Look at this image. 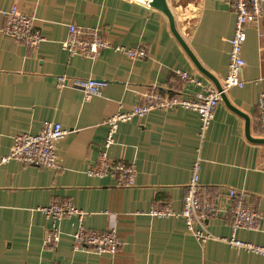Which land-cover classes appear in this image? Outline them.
Instances as JSON below:
<instances>
[{
  "label": "crops",
  "instance_id": "0c3cea01",
  "mask_svg": "<svg viewBox=\"0 0 264 264\" xmlns=\"http://www.w3.org/2000/svg\"><path fill=\"white\" fill-rule=\"evenodd\" d=\"M176 26L200 64L222 82L228 74L230 39L236 14L222 0H167ZM18 6L35 17L44 41L37 51L0 33V264H264V254L238 250L221 238L232 236L229 213L233 188L261 214L257 230L237 233L241 240L264 247V145L250 142L245 119L224 102L201 135L197 112L188 109L155 111L121 123L108 149L114 160L134 163L133 187L119 186L110 177H94L107 137L106 121L130 111L139 93L155 87L189 97L202 86L181 82L183 70L214 86L184 51L160 10L133 0H0L1 11ZM101 29L114 44L145 47L149 56L131 60L112 49L93 61L69 55L63 48L68 25ZM243 47V87L227 97L250 118L251 133L260 137L258 101L264 92V5L258 26H249ZM68 81L62 86L58 77ZM88 79L101 84L100 94L84 101ZM45 121L67 131L58 143L57 169L19 161L4 162L16 133L37 134ZM200 161L199 181L221 212L207 220L218 239L200 244L176 217L149 214L152 206L179 212ZM54 200H72L83 211L59 223L61 239L55 249L44 246L52 222L39 209ZM117 230L121 246L114 255L75 251L73 235L79 227Z\"/></svg>",
  "mask_w": 264,
  "mask_h": 264
},
{
  "label": "built area",
  "instance_id": "2783aa9c",
  "mask_svg": "<svg viewBox=\"0 0 264 264\" xmlns=\"http://www.w3.org/2000/svg\"><path fill=\"white\" fill-rule=\"evenodd\" d=\"M150 5L152 0H133ZM226 2L236 14L234 34L230 39V61L228 74L221 83V91L215 86H204L202 81L183 70H175V75L181 82H189L202 86L204 92L194 97H189L179 92L161 91L152 87L139 93V102L130 111H119L106 121L108 128L107 137L103 144L98 161L88 174L94 177H110L119 186L133 187L136 183L137 169L134 163L123 159L114 160L108 154V149L114 143L121 123L128 122L134 117H144L155 111H170L178 108L192 110L198 113L201 121V135L203 136L213 122L217 106L222 101V93H228L234 87H243L242 69L246 62L243 58V47L247 40L246 30L249 26H258L259 18L263 11L264 0H222ZM4 24L0 26V33L24 43L28 48L37 51L44 37L36 26L35 17L25 13L18 6L1 11ZM62 48L72 56H81L93 61L101 54L112 49L123 54L131 60H142L149 56L145 47L129 48L117 45L107 40L99 28L86 27L76 24L68 25L66 39L62 42ZM68 81L67 77H58L62 86ZM76 85L84 88V101H90L100 94L101 84L95 79L86 82L75 81ZM258 129L260 137H264V92L258 101ZM67 131L63 126L54 121H45L42 129L37 134L27 132L16 133L13 136V145L4 162L12 160L21 163L39 166L46 169H57L58 143L66 136ZM200 161L193 165L192 179L188 185L183 199V208L176 212L169 207L152 206L149 214L158 217H176L184 221L188 231L195 239L204 244L208 240L218 239L208 230L207 220L220 209L217 202L206 188L200 186L199 179ZM227 198L232 201L229 213L223 215L231 218L232 236L221 238L238 250H244L256 254H264V247L245 242L238 238L237 233L243 230H257L260 227L262 216L260 212L246 202V194L236 189H229ZM52 222V226L45 232L44 246L46 249L58 247L61 239L59 223L72 216L82 217L83 211L76 207L72 200H54L48 206L39 209ZM121 246L117 230L115 228L102 231L90 230L79 227L73 235V248L75 251L89 250L97 254L114 255ZM58 264V263H51Z\"/></svg>",
  "mask_w": 264,
  "mask_h": 264
},
{
  "label": "water",
  "instance_id": "95a60500",
  "mask_svg": "<svg viewBox=\"0 0 264 264\" xmlns=\"http://www.w3.org/2000/svg\"><path fill=\"white\" fill-rule=\"evenodd\" d=\"M150 5L158 10H160L161 12H163L168 20H169V24H170V29L171 32L173 33V35L175 36V38L178 40V42L180 43V45L183 47L184 51L188 54V56L190 57V59L192 60V62L194 63V65L196 66V68L203 73L208 79H210L212 81V83L214 84V86L221 91V83L219 80H217L211 73H209L198 61V59L196 58V56L193 54V52L191 51V49L188 47V45L186 44V42L184 41L183 37L181 36L177 26H176V20L175 17L168 5V1L167 0H152V2L150 3ZM222 98V102H224L231 110H233L235 113H237L238 115L242 116L245 119V135L246 138L255 144H261L264 145V137H254L251 133V123H250V118L249 116H247L246 114L242 113L240 110H238L237 108H235L233 105H231V103L228 100L227 94L226 93H222L221 95Z\"/></svg>",
  "mask_w": 264,
  "mask_h": 264
}]
</instances>
